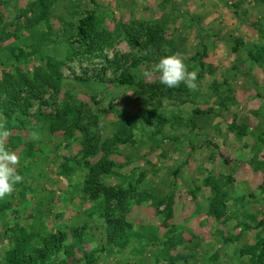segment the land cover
Returning <instances> with one entry per match:
<instances>
[{
	"label": "rangeland",
	"instance_id": "obj_1",
	"mask_svg": "<svg viewBox=\"0 0 264 264\" xmlns=\"http://www.w3.org/2000/svg\"><path fill=\"white\" fill-rule=\"evenodd\" d=\"M89 13L100 33L116 37L103 57L65 60L59 89L26 118L13 113L9 127L0 88V125L9 133L0 142L16 154L23 177L0 200V237L35 231L22 248L32 252L63 235L52 264H87L79 248L100 250L93 264H250L264 241V95L254 97L264 91V0H0V85L5 75L63 61L60 41L73 38ZM172 54L197 74L195 90L159 83L155 65ZM122 74L134 84L109 83ZM241 89L252 94L236 95ZM120 133L125 145L115 143ZM231 134L246 135L242 145L233 146ZM95 145L98 154L79 163ZM101 161L114 163L101 183L129 192V236L118 247L102 235L117 204L88 198ZM9 251L0 239V264Z\"/></svg>",
	"mask_w": 264,
	"mask_h": 264
},
{
	"label": "trees",
	"instance_id": "obj_2",
	"mask_svg": "<svg viewBox=\"0 0 264 264\" xmlns=\"http://www.w3.org/2000/svg\"><path fill=\"white\" fill-rule=\"evenodd\" d=\"M40 7V6H39ZM46 18V11L40 7L39 21H43ZM98 23L95 16L92 13L87 14L83 19L78 22L76 32L71 39L61 40L66 47V57L63 61L47 60L45 68L35 69L28 75H24L18 71L16 75H5L0 88L6 96V103L2 109L3 117L6 119L5 127H9L11 123V115L17 113L19 117L26 118L27 112L33 107L35 102H42L43 97L49 91H57L63 82V76L61 75V67L64 65L65 60H69L71 57L78 55L88 56L95 54L97 57H103V52L107 49L112 48L115 44L116 37L111 34H102L97 29ZM104 36V37H102ZM128 45L133 48L135 41L133 35L125 34L123 37ZM69 42L79 43L78 47L74 48V44ZM99 53V54H97ZM27 59V57H26ZM98 81L102 79L98 78ZM109 83H116L118 86H130L134 84V80L122 74L115 80L109 81ZM23 94L20 101L16 100V97ZM223 105V104H222ZM60 114V112H59ZM200 111H196L194 116L201 115ZM78 126L81 117L74 118ZM84 131V130H82ZM126 135V134H125ZM121 136L123 140H121ZM124 136L122 133L116 138L117 145H125L128 142H124ZM130 140V138H128ZM127 140V141H128ZM126 141V140H125ZM12 147L14 148L15 145ZM34 146L33 144H27L26 157H34ZM100 149L95 146H89L82 155L79 163L84 161L85 157L94 158ZM77 161V159H74ZM71 164L70 161H67ZM66 167L65 165H63ZM88 168V165H85ZM114 163L101 161L96 165V169H93L91 176L88 180V198L91 200L98 199L99 197L104 198V204L106 208H109V204L115 202L118 208V216H109L105 219L103 225L102 235L105 238L104 243L106 246L118 247L119 243L123 244L127 236H129L128 230L129 225L123 224V218L125 216V208L123 200L128 196L129 192L121 186L110 187L101 183V177L105 175H114L112 168ZM66 174V173H65ZM172 203L170 202V206ZM2 211V210H0ZM214 218L219 217V213H214ZM216 219V218H215ZM264 222L262 223V225ZM36 234L35 231L28 233L26 230L20 229L16 236H9V233L4 232V235L0 237L4 246L10 250L7 253L5 264H52L57 258L58 254L65 248L66 240L63 235L61 237H53L45 245L46 248L41 250H34L32 252H26L23 250V246L33 238ZM75 244L80 243V237L72 236ZM83 259L87 264L95 263V256L100 252L99 249L91 250L86 253L79 248ZM65 261L68 262L71 259V255L68 256V252H64ZM250 264H264V241L261 242V247L258 250V254L251 255Z\"/></svg>",
	"mask_w": 264,
	"mask_h": 264
},
{
	"label": "clouds",
	"instance_id": "obj_3",
	"mask_svg": "<svg viewBox=\"0 0 264 264\" xmlns=\"http://www.w3.org/2000/svg\"><path fill=\"white\" fill-rule=\"evenodd\" d=\"M154 71L159 75V83L166 88H177L183 84L189 90L197 88L195 72H189L179 54L161 56ZM9 135L7 129L0 125V140ZM18 158L7 146L0 142V200L10 196L15 186L23 181L17 173Z\"/></svg>",
	"mask_w": 264,
	"mask_h": 264
},
{
	"label": "crops",
	"instance_id": "obj_4",
	"mask_svg": "<svg viewBox=\"0 0 264 264\" xmlns=\"http://www.w3.org/2000/svg\"><path fill=\"white\" fill-rule=\"evenodd\" d=\"M248 69L246 68V71H247ZM239 92H241L240 94H242L243 96H245V94H247L246 96H249L250 94H252L251 92H249V90H244V89H241V90H239V91H236V95H238V93ZM264 91L262 90V91H260V95L259 94H254V97H255V95H256V97H261L262 95H264V93H263ZM232 93H233V91H232ZM253 97V96H252ZM237 106H239L238 105V103H237ZM262 108H263V106H260V108L258 107V109H260V110H262ZM233 109V108H232ZM263 112V111H262ZM246 129V126H242V128H241V130H245ZM264 133H263V129L261 130V132L258 134L259 136H262ZM237 136H233L232 134L227 138V139H229L230 140V142H231V144L233 145V146H236V145H242L241 143H242V139H244L245 137H246V135H239V134H236ZM242 138V139H241Z\"/></svg>",
	"mask_w": 264,
	"mask_h": 264
}]
</instances>
